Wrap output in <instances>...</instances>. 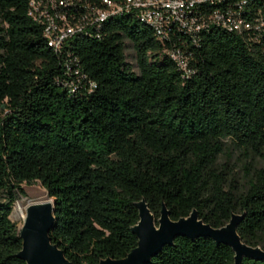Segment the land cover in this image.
Here are the masks:
<instances>
[{
  "label": "trees",
  "instance_id": "16d2710c",
  "mask_svg": "<svg viewBox=\"0 0 264 264\" xmlns=\"http://www.w3.org/2000/svg\"><path fill=\"white\" fill-rule=\"evenodd\" d=\"M29 3L0 0V264H25L10 220L23 184L53 201L49 237L72 264L125 258L142 200L156 221L163 205L173 221L196 210L214 228L243 215L238 235L264 250V0L199 7L249 30L210 24L196 40L179 29L160 40L123 13L60 52ZM233 152L261 164L241 185L218 162ZM149 264H234V254L179 237Z\"/></svg>",
  "mask_w": 264,
  "mask_h": 264
},
{
  "label": "water",
  "instance_id": "95a60500",
  "mask_svg": "<svg viewBox=\"0 0 264 264\" xmlns=\"http://www.w3.org/2000/svg\"><path fill=\"white\" fill-rule=\"evenodd\" d=\"M138 223L132 229L137 239L136 247L123 259H106L99 264H149L164 247H171L176 238L190 240L208 238L216 245H224L234 254V264H241L244 259L264 262V250L245 244L237 233L243 215L232 214L229 222L214 228L199 218L193 210L186 218L173 221L169 212L162 206L160 218L156 221L145 200L136 204ZM54 225V203H30L25 209V218L19 236L22 248L19 258L25 264H72L64 253L51 242L49 233Z\"/></svg>",
  "mask_w": 264,
  "mask_h": 264
},
{
  "label": "built area",
  "instance_id": "2783aa9c",
  "mask_svg": "<svg viewBox=\"0 0 264 264\" xmlns=\"http://www.w3.org/2000/svg\"><path fill=\"white\" fill-rule=\"evenodd\" d=\"M221 0H30V17L44 25L48 46L60 52L62 45L74 35L99 28L109 18L134 13L151 27L160 40L171 29H179L196 40L197 34L210 24L228 31L241 32L250 26L243 20L213 12L203 14L199 7ZM172 58L184 68L177 54Z\"/></svg>",
  "mask_w": 264,
  "mask_h": 264
},
{
  "label": "rangeland",
  "instance_id": "374dc122",
  "mask_svg": "<svg viewBox=\"0 0 264 264\" xmlns=\"http://www.w3.org/2000/svg\"><path fill=\"white\" fill-rule=\"evenodd\" d=\"M132 50L128 48L126 50V61L131 64L133 71L137 72V68L135 66L134 59L132 57ZM218 162L220 164H227V169H231L232 173L231 176L236 178L238 180V184L241 185L243 184V176L245 173V168H250L251 172L260 167V161L258 158H248V159H243L241 155L237 152H233V154L228 158V155H224L219 157ZM24 196L17 194V199L15 204L12 207V212L10 215V220L16 225L17 230L19 231L22 228L23 224V217L21 215V212L19 208L17 207V203H20L23 208H25L28 204L30 203H38V202H44L47 201V193L46 191L39 185H22L21 186ZM15 208V211L14 209ZM25 215V210L23 211Z\"/></svg>",
  "mask_w": 264,
  "mask_h": 264
},
{
  "label": "bare ground",
  "instance_id": "6f19581e",
  "mask_svg": "<svg viewBox=\"0 0 264 264\" xmlns=\"http://www.w3.org/2000/svg\"><path fill=\"white\" fill-rule=\"evenodd\" d=\"M47 201H48V199H47ZM44 202H45V201H44ZM17 207L19 208L22 217L25 218V215H24L23 211L26 209L27 206H26L25 208H23V207L21 206L20 203H17ZM13 209H14V211H15V208H13Z\"/></svg>",
  "mask_w": 264,
  "mask_h": 264
}]
</instances>
